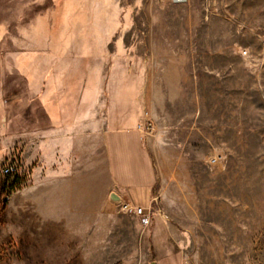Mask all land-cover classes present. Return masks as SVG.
I'll use <instances>...</instances> for the list:
<instances>
[{"label":"rangeland","instance_id":"obj_1","mask_svg":"<svg viewBox=\"0 0 264 264\" xmlns=\"http://www.w3.org/2000/svg\"><path fill=\"white\" fill-rule=\"evenodd\" d=\"M63 48L93 83L140 87L148 226L118 208L110 236L58 245L6 221L30 172L4 189L2 166L21 160L5 139L4 78L24 82ZM0 264H264V0H0Z\"/></svg>","mask_w":264,"mask_h":264},{"label":"crops","instance_id":"obj_2","mask_svg":"<svg viewBox=\"0 0 264 264\" xmlns=\"http://www.w3.org/2000/svg\"><path fill=\"white\" fill-rule=\"evenodd\" d=\"M41 56L35 76L19 82L6 74L2 87L5 139L20 147L30 172L28 184L5 199L6 221L10 214L21 234L51 236L58 245L101 241L122 226L113 224L123 218L121 203L149 207L155 199L140 87H107L102 75L93 83L90 67L69 48Z\"/></svg>","mask_w":264,"mask_h":264},{"label":"built area","instance_id":"obj_3","mask_svg":"<svg viewBox=\"0 0 264 264\" xmlns=\"http://www.w3.org/2000/svg\"><path fill=\"white\" fill-rule=\"evenodd\" d=\"M1 172L4 177L21 176L25 169L21 163V160L17 157H12L7 163H5ZM120 210L123 212H134L142 217V223L144 226H148L152 221L151 206L143 207L132 204H120Z\"/></svg>","mask_w":264,"mask_h":264},{"label":"trees","instance_id":"obj_4","mask_svg":"<svg viewBox=\"0 0 264 264\" xmlns=\"http://www.w3.org/2000/svg\"><path fill=\"white\" fill-rule=\"evenodd\" d=\"M7 179L10 181L12 180L10 183H9V186L7 185V187L5 186L4 189L8 192H12L13 190H15L16 188H18L22 181L21 179L19 178V176H13V177H7Z\"/></svg>","mask_w":264,"mask_h":264},{"label":"water","instance_id":"obj_5","mask_svg":"<svg viewBox=\"0 0 264 264\" xmlns=\"http://www.w3.org/2000/svg\"><path fill=\"white\" fill-rule=\"evenodd\" d=\"M111 199H112L113 201L117 202V203H120V202H121V198H120V196H119L118 194H116V193H112V194H111Z\"/></svg>","mask_w":264,"mask_h":264},{"label":"bare ground","instance_id":"obj_6","mask_svg":"<svg viewBox=\"0 0 264 264\" xmlns=\"http://www.w3.org/2000/svg\"><path fill=\"white\" fill-rule=\"evenodd\" d=\"M175 1H185V0H175Z\"/></svg>","mask_w":264,"mask_h":264}]
</instances>
